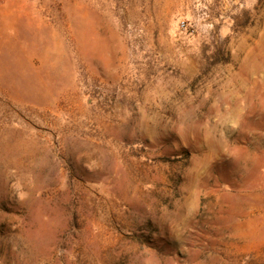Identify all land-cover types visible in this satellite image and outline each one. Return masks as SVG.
Listing matches in <instances>:
<instances>
[{
    "label": "rangeland",
    "instance_id": "rangeland-1",
    "mask_svg": "<svg viewBox=\"0 0 264 264\" xmlns=\"http://www.w3.org/2000/svg\"><path fill=\"white\" fill-rule=\"evenodd\" d=\"M0 264H264V0H0Z\"/></svg>",
    "mask_w": 264,
    "mask_h": 264
},
{
    "label": "built area",
    "instance_id": "built-area-1",
    "mask_svg": "<svg viewBox=\"0 0 264 264\" xmlns=\"http://www.w3.org/2000/svg\"><path fill=\"white\" fill-rule=\"evenodd\" d=\"M182 28H185V25L184 24H182Z\"/></svg>",
    "mask_w": 264,
    "mask_h": 264
}]
</instances>
